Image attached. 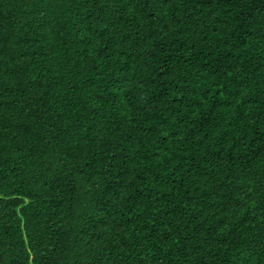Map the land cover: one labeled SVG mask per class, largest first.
Instances as JSON below:
<instances>
[{"label":"trees","instance_id":"1","mask_svg":"<svg viewBox=\"0 0 264 264\" xmlns=\"http://www.w3.org/2000/svg\"><path fill=\"white\" fill-rule=\"evenodd\" d=\"M0 264H264V0H0Z\"/></svg>","mask_w":264,"mask_h":264}]
</instances>
